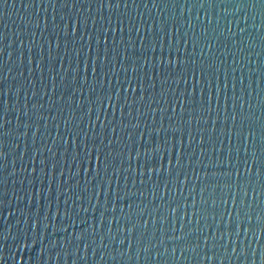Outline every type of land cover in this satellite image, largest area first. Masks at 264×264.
<instances>
[{"label": "water", "instance_id": "95a60500", "mask_svg": "<svg viewBox=\"0 0 264 264\" xmlns=\"http://www.w3.org/2000/svg\"><path fill=\"white\" fill-rule=\"evenodd\" d=\"M101 4L0 0V264H264V6Z\"/></svg>", "mask_w": 264, "mask_h": 264}, {"label": "snow or ice", "instance_id": "6c2138e0", "mask_svg": "<svg viewBox=\"0 0 264 264\" xmlns=\"http://www.w3.org/2000/svg\"><path fill=\"white\" fill-rule=\"evenodd\" d=\"M6 2H7V0H4V3H6ZM109 2H111V0H109ZM257 2L260 3L262 6H264V0H257ZM101 6H103V0H102ZM125 6H127V5H125Z\"/></svg>", "mask_w": 264, "mask_h": 264}]
</instances>
